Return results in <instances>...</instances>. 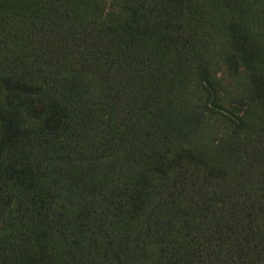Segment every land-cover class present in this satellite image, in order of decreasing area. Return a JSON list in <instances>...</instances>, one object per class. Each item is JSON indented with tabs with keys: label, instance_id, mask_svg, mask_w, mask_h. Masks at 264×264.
<instances>
[{
	"label": "trees",
	"instance_id": "1",
	"mask_svg": "<svg viewBox=\"0 0 264 264\" xmlns=\"http://www.w3.org/2000/svg\"><path fill=\"white\" fill-rule=\"evenodd\" d=\"M102 1L0 0V264H264V0Z\"/></svg>",
	"mask_w": 264,
	"mask_h": 264
},
{
	"label": "rangeland",
	"instance_id": "2",
	"mask_svg": "<svg viewBox=\"0 0 264 264\" xmlns=\"http://www.w3.org/2000/svg\"><path fill=\"white\" fill-rule=\"evenodd\" d=\"M100 6L105 14L118 11L115 0H104L100 2ZM213 67L216 65L214 64ZM202 97L199 88L192 82L183 94L178 95V101L184 109L202 116L200 125L188 139L191 145L202 151H209L218 143V139L226 136L230 131V123L227 119L229 114L226 111L236 113L237 110L230 107L228 110L211 111L210 108L203 107Z\"/></svg>",
	"mask_w": 264,
	"mask_h": 264
}]
</instances>
